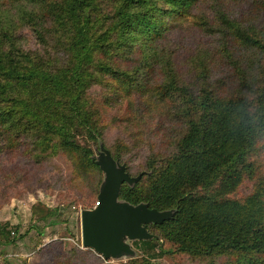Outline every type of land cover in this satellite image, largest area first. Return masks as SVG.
I'll return each mask as SVG.
<instances>
[{"label":"trees","instance_id":"trees-1","mask_svg":"<svg viewBox=\"0 0 264 264\" xmlns=\"http://www.w3.org/2000/svg\"><path fill=\"white\" fill-rule=\"evenodd\" d=\"M190 28L218 36L216 56L194 47L184 59ZM22 29L52 38L53 55L24 49ZM115 109L124 149L106 150L142 175L119 201L171 213L146 226L143 263L165 241L195 264H264V0H0L1 153L23 149L35 165L61 153L78 175L98 176V114ZM145 138L166 150L133 175L128 154ZM246 181L250 193L233 197ZM98 184L87 186L96 200ZM59 211L41 208V219ZM68 250L62 264L95 256Z\"/></svg>","mask_w":264,"mask_h":264},{"label":"rangeland","instance_id":"rangeland-1","mask_svg":"<svg viewBox=\"0 0 264 264\" xmlns=\"http://www.w3.org/2000/svg\"><path fill=\"white\" fill-rule=\"evenodd\" d=\"M212 6V2H207L200 8L204 13L210 14ZM251 7L252 5H249L248 9ZM201 33L198 29L190 28L189 32L182 34L186 41L185 55L194 47H205L204 50L211 56H216L213 49L218 45V36L214 38ZM19 34L23 38L21 41L24 49L29 53L35 52L37 57L42 58L48 54L53 55L52 38L48 37L42 44L35 39L29 29H22ZM163 46L173 51L177 47V38L171 36L163 42ZM186 57L187 55L184 59ZM45 60L51 65L54 64L50 58ZM100 97L99 92L93 88L88 92L90 101L92 98L99 100ZM116 113L115 109L112 113L98 114L105 143V146L103 143L101 146L113 153L124 149L121 143L125 144L122 131L117 128L119 124L114 122ZM135 123L136 128L138 125L141 129L147 128L141 120ZM5 145L6 142L0 140V147ZM91 149V158L96 160L100 145L92 144ZM165 150L157 140L145 138L140 149L131 150L128 154L133 168L132 174L135 175L137 169L142 167L148 154ZM23 151L19 149L0 152V264H62V257L69 251L68 249L84 250L80 237V212L91 210L95 205L96 198L90 196L91 187L87 186L90 181H98L99 193L104 174L101 172L98 176L94 174L87 178L80 176L74 171L67 157L61 153L46 156L39 165H35L25 159ZM251 187L252 183L246 181L232 196L242 198L250 193ZM40 207L43 209L59 207L60 211L54 217L42 220L43 212ZM139 242L141 241H128L135 253L132 258L104 260L95 253L94 258L85 256L83 259L80 258L77 264H128L130 260L144 264L141 258L147 256L142 253L143 244ZM157 246L153 258L148 257L149 261L145 264H195L185 256L170 253L175 247L168 242H160ZM159 250L166 253L162 254Z\"/></svg>","mask_w":264,"mask_h":264},{"label":"water","instance_id":"water-1","mask_svg":"<svg viewBox=\"0 0 264 264\" xmlns=\"http://www.w3.org/2000/svg\"><path fill=\"white\" fill-rule=\"evenodd\" d=\"M95 161L104 180L99 188L96 205L80 212V237L83 249H89L104 260L135 256L128 241L152 239L148 225H160L171 215L169 211L148 209L144 204L132 206L119 201L123 184L137 183L141 174L130 177L124 165L100 146Z\"/></svg>","mask_w":264,"mask_h":264},{"label":"built area","instance_id":"built-area-1","mask_svg":"<svg viewBox=\"0 0 264 264\" xmlns=\"http://www.w3.org/2000/svg\"><path fill=\"white\" fill-rule=\"evenodd\" d=\"M96 204H97V203H95V205H96ZM95 205H94V206H95ZM94 206H93V207H94Z\"/></svg>","mask_w":264,"mask_h":264},{"label":"crops","instance_id":"crops-1","mask_svg":"<svg viewBox=\"0 0 264 264\" xmlns=\"http://www.w3.org/2000/svg\"><path fill=\"white\" fill-rule=\"evenodd\" d=\"M84 250H89V249H84Z\"/></svg>","mask_w":264,"mask_h":264}]
</instances>
